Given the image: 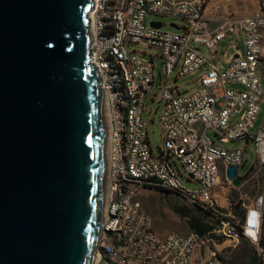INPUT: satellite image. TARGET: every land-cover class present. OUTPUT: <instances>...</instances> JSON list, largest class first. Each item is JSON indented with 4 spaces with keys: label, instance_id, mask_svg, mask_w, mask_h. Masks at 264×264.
I'll use <instances>...</instances> for the list:
<instances>
[{
    "label": "built area",
    "instance_id": "obj_1",
    "mask_svg": "<svg viewBox=\"0 0 264 264\" xmlns=\"http://www.w3.org/2000/svg\"><path fill=\"white\" fill-rule=\"evenodd\" d=\"M208 2L93 0L88 13L89 61L98 75L108 123L96 264H228L209 234L156 233L136 198L139 188L148 187L181 197L218 217L228 206V192L239 188L233 186L226 171L242 167L246 145L253 148L256 164L264 167V126L250 135L264 103V3L250 17L230 15L210 29L204 16ZM148 16L179 21L183 26L176 28L182 32H165L158 21L147 24ZM228 35L237 39L242 35L243 50L237 40L230 43L222 54L224 67L218 53ZM201 46L207 56L200 52ZM157 61L162 80L156 85ZM198 72L193 92H183L182 86L175 84ZM149 102H157L156 111L161 109L158 125L162 145L157 151L148 135L149 126L154 124ZM238 141L242 147H223ZM181 178L192 188H186ZM244 178L240 177L242 184ZM244 210L238 223L221 220L216 234L230 243L248 238L256 248L259 264H264V196Z\"/></svg>",
    "mask_w": 264,
    "mask_h": 264
},
{
    "label": "water",
    "instance_id": "obj_2",
    "mask_svg": "<svg viewBox=\"0 0 264 264\" xmlns=\"http://www.w3.org/2000/svg\"><path fill=\"white\" fill-rule=\"evenodd\" d=\"M92 4L0 0V264H94L106 112ZM226 175L241 186L235 167Z\"/></svg>",
    "mask_w": 264,
    "mask_h": 264
},
{
    "label": "rangeland",
    "instance_id": "obj_3",
    "mask_svg": "<svg viewBox=\"0 0 264 264\" xmlns=\"http://www.w3.org/2000/svg\"><path fill=\"white\" fill-rule=\"evenodd\" d=\"M250 1L253 4H258V0ZM151 21L163 23L162 30L165 32H182V30L171 26L172 24L175 26H183V24L179 21L165 17L148 16L146 18V23L149 24ZM232 41L233 38L230 37L229 39L223 40L219 46L218 61H222L224 67H226V64L223 61L222 54ZM239 49L241 51L243 50V40L240 42ZM138 50L145 53L152 52L146 48H138ZM199 50L204 56H207V51L203 46L199 47ZM230 53L231 52L228 51L227 55H230ZM141 56L143 58H149L147 54H142ZM159 70L160 62L157 61L156 85L160 80H162V77L159 75ZM261 71L264 75V64ZM200 72L195 75L179 79L175 82V84L182 86L183 92H193L196 89L195 81L198 79ZM172 78V81H174V76ZM148 107L152 110L150 118L154 119V124L150 125L148 129L150 145L154 151H157V148L162 145L158 125V118L161 115V109L156 111L157 102H149ZM263 126L264 103L261 105L259 115L252 130L250 131V135H254ZM209 135L214 137L211 132ZM217 142H219V140H217ZM223 147L236 149L242 147V143L240 141L230 142L228 144H224ZM182 174L186 177L183 172ZM237 174L239 177L245 176L244 183L239 188L232 189L228 192V206L225 210H221L219 212L220 215H218V217H214L203 212L200 208L191 205L187 200L181 197L168 194L166 192H160L156 189L148 187L139 188L136 198L141 202L142 207L150 217L152 228L156 233L167 234L169 232H178L185 235L192 231L189 228V222L195 221L197 225L206 231L205 234L210 235L214 241L216 251L227 261L228 264H259V257L256 248L248 238L241 237L238 243H230L221 235L216 234V228L221 220L227 219L230 222L238 223L240 219H242L244 207L251 205L260 195L264 196V167H260L256 164L255 153L250 144L246 145V154L243 160V165L238 169ZM181 180L186 188H192V185L185 179L181 178ZM261 244L264 248V218L262 223Z\"/></svg>",
    "mask_w": 264,
    "mask_h": 264
},
{
    "label": "crops",
    "instance_id": "obj_4",
    "mask_svg": "<svg viewBox=\"0 0 264 264\" xmlns=\"http://www.w3.org/2000/svg\"><path fill=\"white\" fill-rule=\"evenodd\" d=\"M263 3L264 0H258V4H253L250 0H209L204 16L208 21L209 28L215 29L222 22L227 20L230 15H233L235 18H247L252 16L259 10L260 5ZM230 37L233 38L232 42L237 40L239 48L242 35H240L238 39L234 35H228L225 40Z\"/></svg>",
    "mask_w": 264,
    "mask_h": 264
},
{
    "label": "trees",
    "instance_id": "obj_5",
    "mask_svg": "<svg viewBox=\"0 0 264 264\" xmlns=\"http://www.w3.org/2000/svg\"><path fill=\"white\" fill-rule=\"evenodd\" d=\"M189 228H190L192 231H194V232H196V233H198V234H200V235H204L205 232H206L202 227H200L199 225H197V224L195 223V221H190V222H189Z\"/></svg>",
    "mask_w": 264,
    "mask_h": 264
},
{
    "label": "bare ground",
    "instance_id": "obj_6",
    "mask_svg": "<svg viewBox=\"0 0 264 264\" xmlns=\"http://www.w3.org/2000/svg\"><path fill=\"white\" fill-rule=\"evenodd\" d=\"M104 125H105V154H106V148H107V135H108V129H107V126H108V123H107V120H106V116H105V123H104ZM104 169H105V173H107V163H106V160H105V167H104ZM106 176V175H105ZM101 218H103V212H102V216H101ZM100 236V235H99ZM96 261H97V259H96V256H95V259H94V264H96Z\"/></svg>",
    "mask_w": 264,
    "mask_h": 264
}]
</instances>
